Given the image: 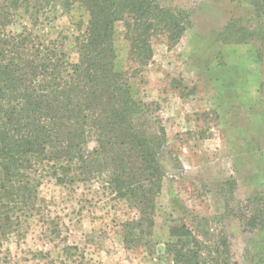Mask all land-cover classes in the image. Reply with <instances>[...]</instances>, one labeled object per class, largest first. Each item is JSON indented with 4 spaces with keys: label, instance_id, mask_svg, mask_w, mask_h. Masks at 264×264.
I'll list each match as a JSON object with an SVG mask.
<instances>
[{
    "label": "trees",
    "instance_id": "1",
    "mask_svg": "<svg viewBox=\"0 0 264 264\" xmlns=\"http://www.w3.org/2000/svg\"><path fill=\"white\" fill-rule=\"evenodd\" d=\"M222 1L239 13L219 40L256 44L263 60L264 0ZM77 8L86 18L74 25L72 62L71 38L57 23ZM119 23L138 73L153 62L155 39L176 46L191 24L186 12L159 0H0V244L48 225L40 188L51 179L70 189L101 184L137 214L123 224L125 248H152L167 133L157 103L136 98L117 68ZM239 216L246 228L264 230V190ZM216 219L169 228L173 241L164 245L173 264H230V240L213 228Z\"/></svg>",
    "mask_w": 264,
    "mask_h": 264
},
{
    "label": "rangeland",
    "instance_id": "2",
    "mask_svg": "<svg viewBox=\"0 0 264 264\" xmlns=\"http://www.w3.org/2000/svg\"><path fill=\"white\" fill-rule=\"evenodd\" d=\"M159 1L186 12L191 24L176 46L164 37L155 39L153 62L143 72L129 61L122 23L114 35L118 70L129 77L136 98L157 103L167 133L161 158L166 177L152 248H125L123 224L137 214L101 184L70 189L46 179L40 193L48 225L33 226L24 239L3 241L0 264H173L164 245L173 241L169 228L206 217L218 218L213 228L227 233L230 264L264 261V230L246 228L239 216L264 190V59L258 58L256 44L219 40L239 13L233 5ZM85 18L77 8L57 23L58 32L71 38L67 50L72 62L78 59L74 25Z\"/></svg>",
    "mask_w": 264,
    "mask_h": 264
}]
</instances>
